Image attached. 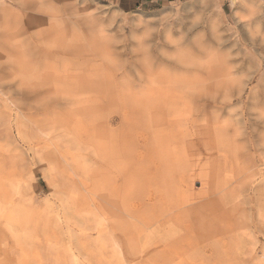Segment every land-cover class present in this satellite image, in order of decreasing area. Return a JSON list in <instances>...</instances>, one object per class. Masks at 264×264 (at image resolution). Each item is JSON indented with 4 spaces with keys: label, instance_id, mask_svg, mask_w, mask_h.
<instances>
[{
    "label": "rangeland",
    "instance_id": "1",
    "mask_svg": "<svg viewBox=\"0 0 264 264\" xmlns=\"http://www.w3.org/2000/svg\"><path fill=\"white\" fill-rule=\"evenodd\" d=\"M197 1L4 0L0 264H264V0Z\"/></svg>",
    "mask_w": 264,
    "mask_h": 264
},
{
    "label": "bare ground",
    "instance_id": "2",
    "mask_svg": "<svg viewBox=\"0 0 264 264\" xmlns=\"http://www.w3.org/2000/svg\"><path fill=\"white\" fill-rule=\"evenodd\" d=\"M201 2L198 0L197 2H194V3H191V5L190 6H188V9L189 10H191V11H193V13L194 14H196L197 12H198V10H199V8H198V5L200 4ZM202 3H204L203 1H202ZM232 3L234 4V6H243V7H247L248 9H249V12L250 13H253L254 12V7H252L251 5L252 4H250V2H248V0H232ZM4 4H6V3H4V0H0V17H1V15H2V12L3 11H8L9 10V8H8V6H5ZM43 7V6H42ZM44 7H46V5L44 6ZM50 8V7H49ZM49 8H48V10H49ZM23 9H25V10H27L28 9V7H25V8H23ZM46 9V8H45ZM189 12V11H188ZM248 12V11H247ZM37 14V13H36ZM240 14V15H239ZM237 15H239V17L240 18H242V16H241V12L239 13V11L237 12ZM42 16V17H41ZM52 15H50V16H48V15H46V14H39L38 13V15H28L27 16V18L26 19H24L23 17H19V19L17 20V24H18V27H17V30L15 31V32H13L14 33V35H16V36H14L13 37V39H14V41L15 42H13L12 41V43L14 44V45H16L19 41H20V37H22V36H25L24 38H30V40H32L31 38H32V36L33 35H36L37 33L39 34V31H40V34H41V27L39 26V24H38V22H40V20L43 18V20H49V22H46L44 25H47V23L48 24H50V22H51V19H52ZM37 18H41V19H39V20H37ZM54 18V17H53ZM2 19V18H1ZM12 34V33H11ZM37 34V35H38ZM5 35H6V33H5ZM9 36V35H8ZM6 37H7V35H6ZM16 39H17V42H16ZM3 40H5V39H3ZM35 40V39H34ZM34 40H32V42H34ZM22 41H24V40H22ZM27 42V41H26ZM37 42V41H36ZM36 42H35V44H36ZM30 44V46H32L31 45V43H29ZM28 44V45H29ZM34 44V43H33ZM0 45H2V50H8V49H10V48H12V49H15V48H13L12 46H7V44L6 45H4V44H0ZM37 45V44H36ZM17 51V50H16ZM9 53V52H8ZM32 54H35L34 53V51L32 52ZM219 59V58H218ZM19 61H21V59L19 60ZM192 66V68H191V70H192V72H195V73H192V76L194 77V76H196L197 75V67L195 66V65H190L189 67H191ZM217 66H218V63H217ZM34 70V69H33ZM32 70V71H33ZM29 72V71H28ZM30 73H32V72H30ZM230 73L232 74L233 72L232 71H230ZM223 75H224V72H223V70H221V67H217V77L218 78H220V84L222 85V78H223ZM28 77H30V76H28ZM234 81H233V79H232V83H233ZM219 84V85H220ZM220 85V86H221ZM232 86H227L226 87V91H230L232 88H231ZM223 88V86H221V88L220 89H222ZM2 90H3V88H2ZM244 91V88L242 87V85L240 86V89H239V91H238V93L239 94H241L242 92ZM1 93H2V91H1ZM5 98H6V96H5ZM52 98H54V97H52ZM7 99V98H6ZM1 102H3V101H1ZM5 102V101H4ZM59 102V101H58ZM57 102V103H58ZM7 104V103H6ZM5 106V105H4ZM3 106V107H4ZM233 106V105H232ZM231 106V107H232ZM10 107V106H9ZM11 109V108H10ZM233 109V108H232ZM231 109V110H232ZM7 111V110H6ZM13 111V110H12ZM7 113H10V112H7ZM3 114V113H2ZM1 115V114H0ZM9 115V114H8ZM6 116V115H5ZM8 117V116H7ZM218 124V123H217ZM216 125V124H215ZM214 125V126H215ZM219 126V125H218ZM221 128H222V126H221ZM219 131H221L222 132V130H219ZM218 134V133H217ZM216 134V135H217ZM215 135V136H216ZM219 135V134H218ZM222 135V134H221ZM217 140V139H216ZM224 145V144H223ZM220 146V145H219ZM222 146V145H221ZM234 146V145H233ZM223 147V146H222ZM245 184V183H244ZM249 230V229H248Z\"/></svg>",
    "mask_w": 264,
    "mask_h": 264
},
{
    "label": "crops",
    "instance_id": "3",
    "mask_svg": "<svg viewBox=\"0 0 264 264\" xmlns=\"http://www.w3.org/2000/svg\"><path fill=\"white\" fill-rule=\"evenodd\" d=\"M123 11H154L172 0H108Z\"/></svg>",
    "mask_w": 264,
    "mask_h": 264
}]
</instances>
